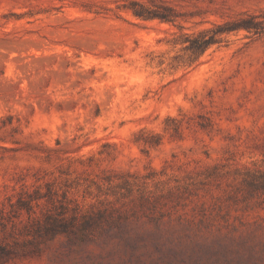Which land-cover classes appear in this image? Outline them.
<instances>
[{"label": "rangeland", "instance_id": "obj_1", "mask_svg": "<svg viewBox=\"0 0 264 264\" xmlns=\"http://www.w3.org/2000/svg\"><path fill=\"white\" fill-rule=\"evenodd\" d=\"M0 264H264V0H0Z\"/></svg>", "mask_w": 264, "mask_h": 264}, {"label": "trees", "instance_id": "obj_2", "mask_svg": "<svg viewBox=\"0 0 264 264\" xmlns=\"http://www.w3.org/2000/svg\"><path fill=\"white\" fill-rule=\"evenodd\" d=\"M244 23H245V26L244 27H246V28H248V29H255V30H258L259 29V24L258 23H255V22H252L251 23V19H250V21H244Z\"/></svg>", "mask_w": 264, "mask_h": 264}]
</instances>
